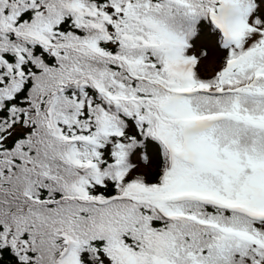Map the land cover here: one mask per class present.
Segmentation results:
<instances>
[{"label":"snow or ice","instance_id":"6c2138e0","mask_svg":"<svg viewBox=\"0 0 264 264\" xmlns=\"http://www.w3.org/2000/svg\"><path fill=\"white\" fill-rule=\"evenodd\" d=\"M0 264H264V0H0Z\"/></svg>","mask_w":264,"mask_h":264}]
</instances>
